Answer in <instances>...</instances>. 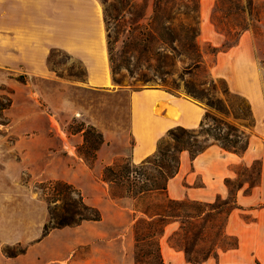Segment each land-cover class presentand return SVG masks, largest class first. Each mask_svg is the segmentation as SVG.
Instances as JSON below:
<instances>
[{
	"label": "rangeland",
	"instance_id": "374dc122",
	"mask_svg": "<svg viewBox=\"0 0 264 264\" xmlns=\"http://www.w3.org/2000/svg\"><path fill=\"white\" fill-rule=\"evenodd\" d=\"M99 1L107 10L108 57L117 65L114 76L119 82L111 88L87 87L84 67L63 52H55L47 62L52 71L48 77L20 63H0V239L13 240L2 247L8 262L15 258V264H137L134 225L142 217L139 208L160 195L132 196L125 186L103 179L107 165L95 166L103 130L121 152L108 165H123L129 159L132 90L160 87L188 97V88L196 94L204 90L213 102L211 107L201 100L205 110L264 151V0H249L250 15L242 10L248 0H198L196 14L185 9L190 0H162L172 9L168 19L157 20L158 33L153 36L148 35L151 24H157L151 21L153 0ZM247 21L252 27L237 36L230 31ZM192 29L197 51L190 49ZM229 50L234 52L223 55L215 67L216 55ZM7 51L0 54L7 56ZM197 52L202 62L193 67L190 58ZM238 97L248 103L250 97L260 101L261 122L236 117L243 110ZM91 119L98 125L87 123ZM89 126L102 136L94 159L83 154L87 142L79 130ZM238 164L242 163L233 166L235 175L242 171ZM54 181L71 184L99 211L100 219L43 234L49 221L47 186ZM168 235L164 232L159 238L164 264H191L171 247Z\"/></svg>",
	"mask_w": 264,
	"mask_h": 264
},
{
	"label": "crops",
	"instance_id": "0c3cea01",
	"mask_svg": "<svg viewBox=\"0 0 264 264\" xmlns=\"http://www.w3.org/2000/svg\"><path fill=\"white\" fill-rule=\"evenodd\" d=\"M51 48H57L78 61L85 69V85L108 89L113 86L109 68L108 50L99 0H0V63L22 64L31 73L48 77L52 71L47 65ZM237 51V50H236ZM218 53L215 67L223 55ZM240 82V80H239ZM259 100L249 98L252 117L261 122ZM202 103L183 93H171L160 87H146L129 93L128 136L132 143L129 158L138 164L156 150L158 140L174 126L195 128L205 113ZM94 126L95 120H89ZM104 142L97 150L95 166L112 163L121 152L116 141L103 130ZM77 138L79 133L74 134ZM119 147V148H118ZM249 143L242 155L210 144L192 160L186 151L180 154L177 173L167 181V196L172 199L212 201L217 195L225 197V177H234L237 163L250 165L262 161L257 185L249 192L236 193L240 208L229 214L226 232L234 235L238 246L218 250L202 264H264V151ZM247 212L248 216L243 214ZM174 224L166 227L170 233ZM13 240L0 239V264H15L3 258V245ZM28 264H31L30 262Z\"/></svg>",
	"mask_w": 264,
	"mask_h": 264
},
{
	"label": "trees",
	"instance_id": "16d2710c",
	"mask_svg": "<svg viewBox=\"0 0 264 264\" xmlns=\"http://www.w3.org/2000/svg\"><path fill=\"white\" fill-rule=\"evenodd\" d=\"M190 1L192 4L185 5V9L196 14L198 0ZM168 3V1L163 3L162 0H153L152 22L162 17L168 19L172 9ZM216 7L218 6L216 5ZM236 8L241 9L239 6ZM243 8L247 9L250 15L251 1H247V6L243 7L242 5V10ZM113 9H117L115 4H113ZM106 12L105 9L103 11L104 23H107ZM156 23L155 26L151 24L149 36L158 33L159 21ZM161 25L164 28V25ZM250 27H252V23L247 21L237 23L229 29L230 31L234 29L237 36L241 31ZM190 31H192L190 49L195 51L196 47L192 42L195 34L194 29ZM106 35L108 48L109 34ZM55 52L63 51L51 48L47 62L51 61ZM199 57L198 53L190 58L193 67H198L201 64L202 61ZM108 60L112 80L118 83L119 80L114 76L117 65L114 66L112 57L109 56ZM187 94L195 101L200 102L205 99L207 105L213 106V102L207 98L204 90L196 94L192 88H188ZM238 100L243 104V110L237 112L236 117L251 123L253 117L250 104L241 97H238ZM216 109L222 112L219 106ZM79 130H83V137L87 142L83 154L94 159L95 152L102 143L101 133L96 131L93 126L86 129L81 127ZM213 142L218 143L222 149L237 155H242L248 147V140L238 133L231 124L205 111L202 120L195 128L174 126L168 129L158 140L155 152L140 163L134 164L129 158L123 165L111 164L104 167L103 179L117 186L120 184L125 186L124 188L127 192L132 193V196L143 198L149 193L160 195L156 201L144 203L139 208L142 217L134 225L136 242L134 259L137 264H164L159 238L164 234L169 224H174V228L167 236L168 243L171 247L180 250L186 261L191 264H202L208 258L216 257L218 249L229 250L238 246L237 238L228 234L225 227L231 211L240 208L236 201L237 191L242 189L244 192H249L252 187L258 184L262 163L260 159L254 160L250 165L238 164V167H242V171L236 170L234 177L224 178V185L227 188L225 197L217 195L212 201H200L172 199L167 196V181L178 171L181 152L186 151L192 160ZM47 188L49 192L46 199L50 204L49 221L43 226V234L53 228L78 225L82 221L100 219L99 211L86 204L71 184L54 181L49 183ZM5 252L9 256L12 255L8 251Z\"/></svg>",
	"mask_w": 264,
	"mask_h": 264
}]
</instances>
